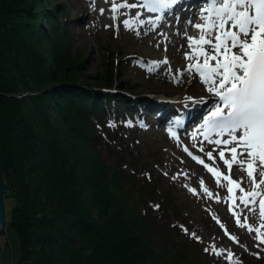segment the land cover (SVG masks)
<instances>
[{
    "label": "trees",
    "instance_id": "1",
    "mask_svg": "<svg viewBox=\"0 0 264 264\" xmlns=\"http://www.w3.org/2000/svg\"><path fill=\"white\" fill-rule=\"evenodd\" d=\"M47 1L49 7L44 8L43 17L45 23L50 24V30L45 29V35L56 33L61 46L55 51L57 57L53 58V68H58L55 69L58 70L57 78L48 90L54 107L61 117L69 121L72 131L89 153L85 152L82 157L84 162L81 160L77 164L62 143L56 144L46 134L41 136L33 132L25 116L15 111L14 102H21L24 94L16 93L19 90L16 85L2 86L4 78L0 74V152L4 194L15 198V205L9 220L6 217L3 229L9 223L17 234L20 248L17 264H198L197 260L186 259L185 253L172 247L175 244L165 242L164 232L152 227L161 228V223L151 216L146 198H157L159 203L168 205L171 204L169 193L156 191L155 176L148 179L127 171L123 164L133 163L134 160L127 159L124 147L117 145L119 140L115 129L104 128L103 135L88 113L94 108L99 111L98 106H102L104 100H123L121 95L105 94L93 88L99 83L110 86L113 82L125 87L127 83L118 75L121 71H116L120 70V66L107 68L104 74L98 75V82L80 81L79 76L85 74L89 64L90 48L79 46L71 49L70 19L65 11V2ZM35 4L36 1L23 5L27 18L19 26L28 28L31 25V28H28L29 43L20 38L22 51L31 48L34 37L36 40L40 38L43 24L40 19H33ZM1 14L0 28L9 26L10 18ZM12 32L10 38L1 33L0 44L13 53L10 44L15 43V35ZM51 74H54L52 70L48 75ZM39 88L26 84L22 87L29 94ZM28 97L33 102L36 100L33 95ZM39 101L38 112L43 115L47 109L45 98H39ZM84 164L95 171L97 185L85 174ZM83 186L89 188L91 204L83 193ZM101 187L108 201H114V204H104L99 200L97 193ZM45 200H48L49 210H45ZM89 205L96 212L101 210L109 224L103 225L101 234H93L95 241L100 242L84 256L82 251L71 250L73 247L79 249L83 240L87 239L85 231L95 226ZM116 207L123 220L119 214L109 213Z\"/></svg>",
    "mask_w": 264,
    "mask_h": 264
},
{
    "label": "rangeland",
    "instance_id": "2",
    "mask_svg": "<svg viewBox=\"0 0 264 264\" xmlns=\"http://www.w3.org/2000/svg\"><path fill=\"white\" fill-rule=\"evenodd\" d=\"M34 1H36L37 4L34 5L35 11L33 19L36 21L40 19L44 25L39 33L40 38L38 37L36 40L34 37L33 43L31 42V48L22 51L20 49L22 46L20 38H25L27 43H29L28 33L30 29L28 28H31V25H28V28H26L25 25L19 26V23L21 24V21L27 18L23 5L27 6ZM63 1L65 2L66 13L70 18L76 19V22L70 27L71 49L74 50V47L79 46L90 48V57L88 58L89 64L87 68H85V74L79 76L80 81L86 79L88 82H98V80H100L98 75L104 74L107 68L111 66L114 67V62L112 64L111 61H117L118 65L122 68V71L118 75L125 83L127 82L126 89L132 91L138 98L143 97L145 93L154 94L160 91L166 93H181L182 91L187 92L194 87L195 82H191L186 77L184 80H181L182 82H180V84L172 85L169 82L164 83L160 81L161 79L154 77L153 74L145 76L144 71L135 67L133 63L129 61L128 56L131 53H141L144 55H151L152 57V55H158L162 51H159V47H157L155 43L157 40L152 39L149 35L143 37L139 35L138 31L118 32L114 30L112 32V30L105 27L104 23L106 20L102 18L108 14H112L108 5L112 6V2L128 3V0H109V2H107L108 0ZM45 7H49L47 0H0L1 13H4L7 19L10 18L11 20L9 26L0 28V34L4 33L10 38V34L14 31L15 35V43L10 44L13 53L9 51V48H3L0 44V74L4 78L1 84L2 86L8 84L14 87L16 85V88L20 90L16 93L22 92L24 94V97L21 96L24 99L22 101L20 100L21 98L18 99L21 102L15 101L14 105H16V114H21L27 119L28 127H31L33 132L41 136L46 134L48 138H51L56 144L62 143L77 164H80L81 160H83L82 157L88 150L77 139L75 132L72 131L69 125V121L60 116L57 109L54 107V101L48 90L50 85H53L52 81L57 78L56 75L58 70L55 69L58 68H53V58L55 59V57H57L55 51L61 49V46L59 43V36L56 33L52 36L45 35V31L50 30V24L48 22H46V24V19L43 17V10ZM101 9H103V12H101ZM118 11L123 14V20L129 21L131 19L129 8H122ZM1 13L0 15H3ZM80 18L87 20L85 24ZM97 21L102 22V26L99 27L96 25ZM119 25H122V28L126 27L124 21L120 22ZM114 26L115 24L113 23L112 27L114 28ZM179 43V39H176L172 46L173 51H175L174 49L178 47ZM176 52L177 57L168 58L167 63H165L166 67L170 68L178 62L180 51L178 50ZM122 60H125V64L122 63ZM183 68L185 67H181V69ZM50 70H52V73L54 72L53 75H48ZM48 76L50 77L47 79ZM180 77L181 75L175 78L170 77V79L173 82H179L176 80H179ZM159 81L161 83H158ZM114 83L116 82H113V84ZM25 84L33 88H41H39L38 91H30L31 94H29L27 90L22 89ZM104 85V83H99L98 86H95L96 90ZM166 85L176 86L177 88L175 90H167V88H163V86ZM43 87L46 88L42 89ZM28 95L35 96L36 100L33 102L32 98L28 97ZM39 98H45L47 109L43 113L44 116L40 115L38 112L37 106L40 105ZM41 109H43L42 106ZM40 130L42 133H40ZM122 136L128 143V148L133 154V158L137 159L136 167L133 168L128 164L126 169L128 171H133L134 169L137 175H141L146 168H150L151 172L158 174L161 181L159 183V188L155 187L158 191L169 189L171 195L174 197V203L182 209L184 217L181 221L176 220L178 223L182 222L185 225L186 223L190 224V227L194 230V234L200 238L199 240L210 245L214 244L218 246L217 251H220V255L225 261V264H229L230 261L232 264H264V246L263 244L260 245L250 232L243 230L239 231L233 227L232 235L235 238L233 240L223 234L218 229L216 223L209 218L210 213L216 209L218 213L224 217V205H219L217 202H212L213 204H211V201L202 190L200 185L201 178L204 180L205 188L211 187L214 181H210L209 177L196 172L194 165L197 167L198 171H202L198 167L201 164L193 163L191 160L183 157L177 149L171 148L174 146L169 147L170 145H163L161 134L157 130H151L149 132H126ZM159 140L162 141L160 143L161 145H158ZM126 153H129V151ZM128 157L130 158V155ZM153 158L156 160H153ZM154 161H157V165ZM169 161H171V163H169ZM83 169L85 174L97 185L98 181H96L95 178V171L88 168L85 164ZM158 171H162L161 174H159ZM237 173L239 172L237 171L234 175L240 177ZM174 177L175 179H173ZM246 182L249 181L246 179L244 180V184ZM190 188L195 189L196 194L189 191ZM88 189V187L83 186V193L88 198V204H91ZM101 189L102 187L97 193L99 200L103 201L104 204L105 202L114 204V201H108V197L105 195L104 190ZM4 199L5 217L9 220L8 216L10 215L12 207L15 205V198L14 196L12 197L11 195L4 194ZM47 204L48 200H45V210H49ZM89 207L92 209L91 205H89ZM150 207H153V205L150 204ZM99 212L92 209L91 216L94 218V223L97 227L94 226V228L85 231L87 239L83 240V244L79 246V249L73 247L71 250L72 252L82 251L83 255L86 256L89 253L88 251L91 250L95 244L100 242L95 241L93 234L96 232L101 234L100 229H102L103 225H108L109 221L102 216L101 210ZM109 213L111 215L119 214L123 220V215L117 207L113 211H109ZM155 213L156 211H154L153 214ZM169 214L170 220L175 222V217L171 212ZM116 218L119 219L118 216ZM152 227L160 232L164 231L157 226L153 225ZM108 232L107 234H109ZM111 233H113L112 229ZM171 235L172 237L174 236L173 234ZM254 235H257V233L254 232ZM19 255L20 248L17 234L9 223H7L4 229L3 227L0 229V264H15L17 263ZM217 256L218 255L215 253L208 257L203 255V264H212L213 259Z\"/></svg>",
    "mask_w": 264,
    "mask_h": 264
},
{
    "label": "snow or ice",
    "instance_id": "3",
    "mask_svg": "<svg viewBox=\"0 0 264 264\" xmlns=\"http://www.w3.org/2000/svg\"><path fill=\"white\" fill-rule=\"evenodd\" d=\"M180 3L181 0H144L140 7L157 14L155 21H162L164 14ZM135 7L136 4L127 2H112L111 11L116 13L122 8ZM195 14L197 22L189 19L188 26L197 35L190 36L185 31L188 51L184 58L188 63L185 68L177 69L176 74L196 75L205 85L212 103L196 130L203 137L198 150L213 165H216L213 155L216 153L228 172H220L219 168L209 166L200 157L190 152L189 155L217 178L218 187L223 186L221 178L228 185H235V192L232 187H228L227 191L229 197L234 196L239 201L237 208L242 205L249 212H255L257 199L260 198L259 211L264 216V0H201V7L195 10ZM140 22L144 23L142 19ZM148 23L154 26L153 20ZM124 24L128 26L129 21L124 20ZM199 102L205 103V98L202 97ZM204 141L215 147L205 152ZM185 151H188L187 148ZM226 152L229 154L227 158ZM233 165L245 173L251 190L243 187V177L232 179ZM200 185L207 196H213L204 187L202 178ZM189 191L196 194L195 189L190 188ZM229 197L225 198V202ZM215 198L219 202L218 194ZM229 211L236 216L232 205H229ZM237 225L246 227L249 232L256 231V239L264 243V233L248 225L247 216L243 224L237 217ZM193 238L200 239L195 234ZM210 249L217 255L221 254L214 244L210 245Z\"/></svg>",
    "mask_w": 264,
    "mask_h": 264
},
{
    "label": "bare ground",
    "instance_id": "4",
    "mask_svg": "<svg viewBox=\"0 0 264 264\" xmlns=\"http://www.w3.org/2000/svg\"><path fill=\"white\" fill-rule=\"evenodd\" d=\"M181 66H183V65H181ZM189 76H194V75H189ZM176 81H179V80H176ZM162 82H164V83H170V84H172V85H177L179 82H173L170 78H164L163 77V79H162ZM158 83H161V82H158ZM180 84V83H179ZM167 88V90H175L177 87L175 86H171V85H169V86H163V88ZM185 88V87H184ZM187 90V89H186ZM186 90H184V91H186ZM180 91V90H179ZM183 92V91H182ZM199 146L200 145H196L195 147L197 148V152L199 153V155L200 154H203V155H205L204 153H202V152H200L199 150H198V148H199ZM204 149H205V152H207V151H211L212 150V148H210V147H208V146H205L204 147ZM213 155L216 157V163H218L219 165H221L222 166V161H220L219 160V158L217 157L218 155L216 154V153H213ZM206 156V155H205ZM207 157V156H206ZM207 160H209L208 158H207ZM210 161V160H209ZM198 166V165H197ZM201 170H206V168L201 164L200 166H198ZM234 169V170H233ZM233 169H232V173L233 174H235L237 171L235 170V169H237V166L236 165H233ZM237 175L238 176H240V177H243L244 178V180H248V178H247V176L245 175V173L244 172H242V173H237ZM236 176V175H235ZM240 177H237L238 179H240ZM258 178V177H257ZM264 225V224H263ZM263 231H264V228L262 229Z\"/></svg>",
    "mask_w": 264,
    "mask_h": 264
},
{
    "label": "water",
    "instance_id": "5",
    "mask_svg": "<svg viewBox=\"0 0 264 264\" xmlns=\"http://www.w3.org/2000/svg\"><path fill=\"white\" fill-rule=\"evenodd\" d=\"M0 129H1V119H0ZM4 189L5 187H4V178H3V163L0 152V229L6 223Z\"/></svg>",
    "mask_w": 264,
    "mask_h": 264
},
{
    "label": "built area",
    "instance_id": "6",
    "mask_svg": "<svg viewBox=\"0 0 264 264\" xmlns=\"http://www.w3.org/2000/svg\"><path fill=\"white\" fill-rule=\"evenodd\" d=\"M15 264H17V263H15Z\"/></svg>",
    "mask_w": 264,
    "mask_h": 264
}]
</instances>
